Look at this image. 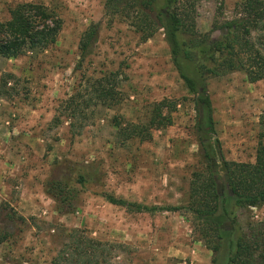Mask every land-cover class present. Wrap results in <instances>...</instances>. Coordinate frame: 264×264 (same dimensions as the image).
Masks as SVG:
<instances>
[{
	"label": "rangeland",
	"instance_id": "rangeland-1",
	"mask_svg": "<svg viewBox=\"0 0 264 264\" xmlns=\"http://www.w3.org/2000/svg\"><path fill=\"white\" fill-rule=\"evenodd\" d=\"M194 5L196 29L231 19L245 0H181ZM22 3H39L63 20L44 52L0 60V264H53L74 231L107 246L104 264H212L187 207L193 175L207 165L198 131L201 107L181 80L163 31L143 41L127 22L105 15L103 0H0V21ZM98 42L84 63L80 42L91 26ZM215 37H219L216 33ZM80 63L82 67H79ZM117 74L120 103L88 110V122L65 111L88 98L89 80ZM10 75L11 77H9ZM214 110V165L254 163L264 114V80L243 73L208 80ZM177 104L173 126L153 139L125 141L124 123H146L154 106ZM77 124V128H73ZM137 204L128 210L106 197ZM240 220L264 223V206Z\"/></svg>",
	"mask_w": 264,
	"mask_h": 264
},
{
	"label": "trees",
	"instance_id": "trees-1",
	"mask_svg": "<svg viewBox=\"0 0 264 264\" xmlns=\"http://www.w3.org/2000/svg\"><path fill=\"white\" fill-rule=\"evenodd\" d=\"M105 15L120 18L143 41L164 32L172 62L187 89L197 96L201 107L198 131L206 161V171L193 175L187 207L153 208L151 211L190 213L195 233L213 252L212 264H264V223L242 224L240 217L264 206V114L260 118L258 146L254 163L225 162L220 170L213 161L216 150L210 141L215 135L214 110L208 80L230 73H243L250 83L264 80V0H245L236 5L231 19L216 20L207 33H199L191 1L181 0H103ZM63 20L55 11L39 3H22L0 21V60H12L29 52L53 47L63 30ZM98 27L83 35L79 50L84 63L98 42ZM218 33L219 37H215ZM80 63L79 67H82ZM11 77L10 75H8ZM110 74L89 80L88 98L75 96L65 111L74 121L88 122V110L120 103L115 79ZM5 77L0 91L8 84ZM177 104L165 99L157 103L146 123L117 122L125 141L149 142L155 131L173 126ZM77 128L76 123H72ZM107 202L128 210H141L137 204L106 197ZM74 231L53 264H104L107 246ZM0 230V244L5 240Z\"/></svg>",
	"mask_w": 264,
	"mask_h": 264
}]
</instances>
